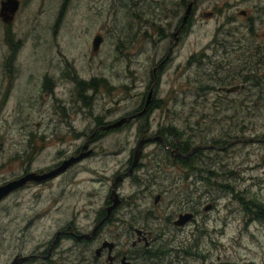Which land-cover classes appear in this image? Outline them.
<instances>
[{"label": "rangeland", "instance_id": "rangeland-1", "mask_svg": "<svg viewBox=\"0 0 264 264\" xmlns=\"http://www.w3.org/2000/svg\"><path fill=\"white\" fill-rule=\"evenodd\" d=\"M23 1L13 25L24 36L20 47H6L0 25V184L85 155L63 174L0 199V264H9L16 253L43 251L61 225L91 230L112 203L113 181L129 169L144 137L154 138L145 144L141 165L116 187L122 206L102 223L99 238L61 241L54 263L69 258L70 264H93L103 239L128 250L122 227L132 216L143 223L145 208L176 210L177 200H170L178 198L177 191L154 202L168 182L161 176L167 153L155 139L159 129L172 141L178 135L194 144H215L199 152L202 203L208 200L214 208L207 213L201 205L197 231L176 232L168 244L170 231L165 233L154 246L157 254L172 247L168 258L144 256L133 264H181L179 240L194 241L201 227L217 250L205 259L209 237L203 231L186 264H264V215L257 218L248 209L264 208V83L217 89L237 83L234 78L246 71L247 47L257 59L255 47L264 43V0H194L185 21L191 0ZM181 19L185 29L176 32ZM233 44H240L232 54L241 58L220 56ZM93 79L92 86L79 83ZM148 93L158 103L149 115L103 127L141 111ZM106 255L104 250L99 262L107 264Z\"/></svg>", "mask_w": 264, "mask_h": 264}, {"label": "flooded vegetation", "instance_id": "flooded-vegetation-1", "mask_svg": "<svg viewBox=\"0 0 264 264\" xmlns=\"http://www.w3.org/2000/svg\"><path fill=\"white\" fill-rule=\"evenodd\" d=\"M6 1L7 0H0V25L3 28L1 38H4V44L6 45V47H20L24 42V36L23 34L22 35L20 34L21 32L15 31L13 29V25L16 22L18 14H20L23 8L24 1L18 0V6L13 13H10L8 9L7 12H4V5ZM184 21L181 19L182 24L180 23L177 25L176 32L181 29L183 30L185 29ZM253 25H255V23H250L249 25V30L251 32H253ZM257 35L259 36V33ZM0 44L2 45L1 41ZM241 45H242L241 47H246V45L243 44ZM236 46H240V44L238 45L233 44L231 49L223 47L225 53L220 54V52L218 51L217 54L218 55L220 54V56L223 57H227V54H231L232 57L239 59L241 58V55L237 56L235 54L234 55L232 54L233 51L239 48ZM263 46L264 43L263 44L258 43V45L255 47L257 59H255L254 61L251 58L254 56L253 51L251 50V47H247L246 57H244V66L246 68V71L243 72L241 77L234 78L235 81H238L235 84L242 85L243 86L242 88H244L246 87L247 83L257 84V85L264 83V47ZM163 66L164 64L159 62L157 67L159 68V74H161L160 70L163 69ZM156 82H158V79L156 80ZM52 83H55V81L53 80ZM222 87L224 86H218L217 89L224 90ZM144 101H145L144 107L141 111L136 110L134 111V113L124 115L123 118L121 117L122 119H124L123 121H121L122 119L118 120L121 122L114 120L112 122H107L106 124L104 123L103 127L105 126L106 129H108L109 127H120L125 123L135 121L136 117L142 113L149 115L153 110V108L158 104L157 95L153 96L151 95V93H148L147 97L144 98ZM160 130L161 129L158 130L159 135H157V138L155 139L159 141V144L162 145L167 155H164L163 166L159 161L158 163L163 167V170L161 172L162 179H166L168 180V182L166 184H163V189L161 191L158 190L156 191L154 196L155 197L154 202L155 203L160 202L162 197H164L165 194L168 193L169 191H174V192L177 191L178 198L170 200L173 202L177 200L178 203L177 209L172 212L161 213V212H157L154 206L149 207L148 210L145 208L144 209L145 215H143L145 221L143 223H139L138 220L134 218V216H132L131 220L126 224V226L122 227V229H124L123 236L125 238L124 240L125 245H129L130 248L128 250L118 249L119 243L114 244L111 241L103 239L101 241V246L96 249V253H95L96 255H95V259H93V264H106V261L99 262V260L102 258V252L104 250H107V255H106V258L108 260L107 264H133L134 259H138L144 256L159 257L160 255H162L165 258H168L172 254V251H174L172 247L170 248L164 247L162 254H157L156 250L158 248H155L154 246L155 244H157V242H161V239L165 236V233L167 231H170V235H168L169 238H166L164 240L165 243L168 244L170 242H173L174 239H176V236H174L176 232L182 233L185 231V235H186L187 229L191 227H193L191 230H194V232L197 231V229H199L200 222L203 218L201 205L203 206V209L207 213L209 212V210H212L214 208V204L208 200L205 201L207 203L205 202L202 203V191L199 188L200 187L199 181L203 179L202 171L204 167L201 165L202 155L199 152H201L200 148L205 146L207 147L215 146V144L212 143L194 144L192 139L185 138L184 140H181V138H179L178 135L176 136L175 140L172 141L167 134H166L167 137L162 136ZM153 138H154L153 136L144 137V139L138 141L139 143L135 147L132 154L133 157L129 158V163H130L129 169L125 172H119L117 174V176L119 175L121 177L119 181H117L116 187L118 185V182L121 181L120 183H122V181L124 180V178H126V176L133 177L134 174L133 171L141 165L140 158L143 155L145 144L151 141ZM257 139L260 138L258 137ZM137 151L139 153L137 156L138 158L134 162V154ZM168 155L170 156L172 155V158H170V156ZM159 171L160 169H158V172ZM59 174H63V172ZM45 181L47 180L28 181L24 184V186H27L30 183L41 184ZM156 183H157V178L155 180V183L153 184ZM109 198L111 199V194L109 195ZM115 198L119 200V204H118L119 206L116 205L109 212H107V207L110 205V203L106 205L104 211L105 213L99 214V216L95 220V224L93 225V228L88 232L75 229L70 223H68L66 226L61 225L55 230L54 236L49 241V245L43 251L34 250L31 253L23 254V255L20 253H16L13 259L9 262V264H11L12 262H14L15 264H43V263L55 264L54 263L55 256L53 257V255H55V252L58 251L59 243L61 241L72 239V240H77L78 242L90 243L92 240L99 238L98 235L101 232L102 223L110 220L113 215V212L117 209L116 207L117 206L121 207L122 204L124 203L123 200L124 197L120 196L119 193ZM111 200L113 202V199ZM168 207H170V205ZM248 209L250 213L254 214L257 218H261L262 215H264V208H262L260 204L256 212H252L250 208ZM154 222H156V225H154ZM94 229L95 231L93 232V235H91L89 238H80V239L78 238V236L82 235V233H90ZM203 231L207 233L210 243V244L208 243L207 246L205 247V249H207L206 250L207 256L205 257V259L208 258V254H210L211 250H217L218 246L213 241L211 237V233L208 232L206 227L205 228L201 227L197 235L194 236V241L190 238H187V236L179 240V247H177V252L178 255L180 254L181 264H186V259L189 256L194 255L195 253L194 251L196 250V247L198 246L199 243L198 235ZM192 235H194V233H192ZM103 244H106V246L101 248ZM109 244L112 245L109 246ZM98 249L99 252L97 253ZM200 249L202 250V248ZM69 254L70 253H68V256ZM26 256H28L27 259L20 260V258ZM171 262L172 260H169L167 264H171ZM65 264H70L69 258L66 259Z\"/></svg>", "mask_w": 264, "mask_h": 264}, {"label": "water", "instance_id": "water-1", "mask_svg": "<svg viewBox=\"0 0 264 264\" xmlns=\"http://www.w3.org/2000/svg\"><path fill=\"white\" fill-rule=\"evenodd\" d=\"M194 0H191L186 8L185 11V15L183 16V20H185L191 9H192V5H193ZM18 6V0H7L5 5H4V12L10 11V13H13L16 8ZM100 39L99 35H96V37L94 38V43L97 45V41ZM242 85H238V84H234V85H229V86H224L222 87L224 90L226 91H231L237 88H242ZM124 119H122L121 121H123ZM118 121V122H121ZM138 151L135 152L134 154V162L137 160V156H138ZM85 155V153H81L78 154L77 156H71L68 159H64L57 167L51 168L47 171H43V172H37L36 170H30L27 171L26 173H24L23 175L16 177V178H12L2 184H0V199L6 195H8L11 191L24 186V184L28 181H42L45 179H49L52 178L56 175H58L59 173L65 171L71 164H73L74 162L78 161L79 159H81L83 156ZM121 176H116L113 184H112V189H111V199H113L112 204H110L107 207V212H109L112 208H114L116 205L119 204V200L116 199L115 197L118 195L117 191H116V183L117 181H119ZM95 231V229L90 232V233H82V235H79L78 238H89L91 235H93V232ZM112 244H109V246H111ZM106 244H103L101 248L105 247ZM99 252V249L97 250V253ZM19 257V256H17ZM28 256L26 257H22L20 258V260H25L27 259ZM11 264H15L14 262H12Z\"/></svg>", "mask_w": 264, "mask_h": 264}, {"label": "trees", "instance_id": "trees-1", "mask_svg": "<svg viewBox=\"0 0 264 264\" xmlns=\"http://www.w3.org/2000/svg\"><path fill=\"white\" fill-rule=\"evenodd\" d=\"M94 81H95V79H93V80H91V81H88V82H85V81L80 80L79 83H80L81 86H82L84 83H88L90 86H92V85L94 84ZM48 84H49V80L45 81L44 86H46V85H48Z\"/></svg>", "mask_w": 264, "mask_h": 264}]
</instances>
